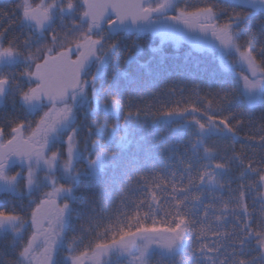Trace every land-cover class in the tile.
Returning <instances> with one entry per match:
<instances>
[{
	"label": "snow or ice",
	"instance_id": "obj_1",
	"mask_svg": "<svg viewBox=\"0 0 264 264\" xmlns=\"http://www.w3.org/2000/svg\"><path fill=\"white\" fill-rule=\"evenodd\" d=\"M0 264H264V0H0Z\"/></svg>",
	"mask_w": 264,
	"mask_h": 264
},
{
	"label": "trees",
	"instance_id": "obj_2",
	"mask_svg": "<svg viewBox=\"0 0 264 264\" xmlns=\"http://www.w3.org/2000/svg\"><path fill=\"white\" fill-rule=\"evenodd\" d=\"M38 2V0H37ZM194 2V0H193ZM166 55L169 56V57H174L176 55H178L173 49H168L167 52H166ZM179 55H182V53H180Z\"/></svg>",
	"mask_w": 264,
	"mask_h": 264
}]
</instances>
